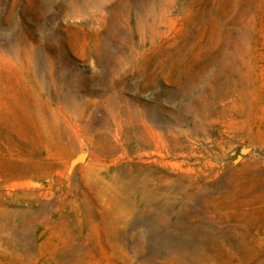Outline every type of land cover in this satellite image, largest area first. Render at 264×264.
<instances>
[{"label":"rangeland","instance_id":"rangeland-1","mask_svg":"<svg viewBox=\"0 0 264 264\" xmlns=\"http://www.w3.org/2000/svg\"><path fill=\"white\" fill-rule=\"evenodd\" d=\"M0 264H264V0H0Z\"/></svg>","mask_w":264,"mask_h":264}]
</instances>
